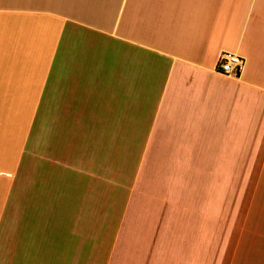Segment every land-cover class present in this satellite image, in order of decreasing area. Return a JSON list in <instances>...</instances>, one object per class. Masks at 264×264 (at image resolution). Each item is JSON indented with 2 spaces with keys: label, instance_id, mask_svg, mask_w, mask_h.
<instances>
[{
  "label": "crops",
  "instance_id": "crops-1",
  "mask_svg": "<svg viewBox=\"0 0 264 264\" xmlns=\"http://www.w3.org/2000/svg\"><path fill=\"white\" fill-rule=\"evenodd\" d=\"M0 264H264V0H0Z\"/></svg>",
  "mask_w": 264,
  "mask_h": 264
},
{
  "label": "built area",
  "instance_id": "built-area-1",
  "mask_svg": "<svg viewBox=\"0 0 264 264\" xmlns=\"http://www.w3.org/2000/svg\"><path fill=\"white\" fill-rule=\"evenodd\" d=\"M244 65L242 57L232 53H222L218 60L217 71L227 76H239Z\"/></svg>",
  "mask_w": 264,
  "mask_h": 264
}]
</instances>
